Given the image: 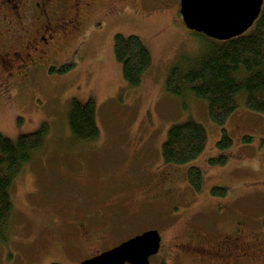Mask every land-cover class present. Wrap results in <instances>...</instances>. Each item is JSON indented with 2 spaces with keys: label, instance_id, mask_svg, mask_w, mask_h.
Segmentation results:
<instances>
[{
  "label": "rangeland",
  "instance_id": "1",
  "mask_svg": "<svg viewBox=\"0 0 264 264\" xmlns=\"http://www.w3.org/2000/svg\"><path fill=\"white\" fill-rule=\"evenodd\" d=\"M115 6L117 11L129 8L120 16L87 17L92 24L81 35L64 22L46 29L43 42L52 46L47 64L17 60L35 52L32 46L16 56L13 66L0 67V133L17 141L47 127L42 148L14 179V210L5 239L0 238V264H80L150 229L158 230L163 241L150 264H223L224 255L204 262L179 254L186 237L195 245L202 232H213L216 219L206 217L218 207L234 209L224 220L228 228L243 219V227L264 235V114L247 109L241 93L237 112L220 126L210 119L207 101L188 97L184 103L167 90L170 70L190 64L212 40L187 29L180 0L114 1L109 7ZM117 34L138 36L150 51L151 65L138 87L126 82L115 58ZM65 65L69 70L60 72ZM89 100L95 103L100 135L78 142L68 113L74 101L84 105ZM189 121L207 132L203 152L182 165L166 163L162 148L170 128ZM223 129L232 141L226 149L218 146ZM221 157L224 164L217 161ZM191 167L202 171L199 192L188 181ZM170 174L183 183L151 202L155 185ZM214 187L226 189V195H213ZM116 201L115 218H95L92 239L69 227L74 219L105 208L104 213L111 212L109 205ZM109 223L117 233L103 240L102 228ZM218 228L204 242L222 241L221 220ZM205 249L211 257L218 254Z\"/></svg>",
  "mask_w": 264,
  "mask_h": 264
},
{
  "label": "trees",
  "instance_id": "2",
  "mask_svg": "<svg viewBox=\"0 0 264 264\" xmlns=\"http://www.w3.org/2000/svg\"><path fill=\"white\" fill-rule=\"evenodd\" d=\"M114 54L123 65L126 82L132 87H138L143 74L151 65V54L144 42L135 35L126 38L117 34ZM68 70L69 66L65 65L59 71L64 73ZM166 87L169 92L182 98L184 103L188 97L207 101L210 119L220 126H224L237 112V97L241 93L245 95L244 105L247 109L264 114V5L259 18L246 33L227 41L211 40L201 55L190 64L173 67ZM68 124L76 141L97 139L100 129L94 101L89 100L84 105L74 101L68 113ZM222 132L218 146L226 149L232 141L226 129ZM46 134V125L34 133L20 136L17 141L0 133L1 239H5L13 215L11 188L14 179L42 148ZM206 142L207 132L202 125L194 121L175 125L169 130L162 155L166 163L182 165L197 158L203 152ZM217 161L224 164L226 157ZM187 177L192 188L201 191L202 171L191 167ZM212 194L225 196L226 189L214 187Z\"/></svg>",
  "mask_w": 264,
  "mask_h": 264
},
{
  "label": "flooded vegetation",
  "instance_id": "3",
  "mask_svg": "<svg viewBox=\"0 0 264 264\" xmlns=\"http://www.w3.org/2000/svg\"><path fill=\"white\" fill-rule=\"evenodd\" d=\"M114 1L117 4L123 1L128 2V0H0V67L13 66L16 56L25 54L26 48L32 46L35 48V52L28 55L25 54L23 59L17 60H25L26 63L28 61V64L33 66L47 64L46 58L52 46L48 42H43V33L46 29L52 25L64 22L66 26H70V28L67 26L70 32L81 35L92 24L88 21L87 17L100 16V14L101 16H120L129 8L127 7L117 11L115 6V8L111 9L109 6H114ZM100 20L102 19H98L97 21ZM176 182L179 184L183 183L179 177H174V175L170 174V177H166L162 184H156L153 192L154 197L151 199V202H158L164 195L170 196L177 189ZM117 203L116 201V204L109 205L112 208L111 212L104 213L107 210L105 208L100 214L95 212L83 219H74L72 222L74 224H70L69 227L73 226V229L80 236H86L88 239H92L91 229H96V224L94 223L95 218L103 217L110 220L115 218L116 210L114 209L118 208ZM233 211L234 209L230 210L228 207L225 209L218 207L214 212L212 211L206 219L211 217L216 219L213 232H202L201 235L203 237L199 239V236L195 245L186 237L183 242L179 243V250L181 251L179 254L184 256L186 260L194 255L203 258L204 262L207 258L210 261H219L220 256L224 255L227 259L223 264H242L240 261L245 262V264H264V235L262 232L250 231L245 226L243 227V219L238 223L234 222L229 228L227 224L225 226V218ZM113 212L114 214L112 215ZM171 215L177 218L181 217L176 216L174 213H171ZM201 215H205V212ZM220 220L224 228H226L225 232L219 234L223 240L215 242L210 246L207 242H204L203 238L210 239L214 237V233L216 234L219 230ZM114 233H117V231L109 223L106 228H102L101 238H104L103 240L108 237L112 238ZM142 233L132 235L122 242ZM122 242H119V244ZM119 244L99 254L113 249ZM162 247L163 241L159 254ZM205 247L208 249L212 248L218 254L211 257L209 254H206ZM99 254L86 257L85 259Z\"/></svg>",
  "mask_w": 264,
  "mask_h": 264
},
{
  "label": "water",
  "instance_id": "4",
  "mask_svg": "<svg viewBox=\"0 0 264 264\" xmlns=\"http://www.w3.org/2000/svg\"><path fill=\"white\" fill-rule=\"evenodd\" d=\"M264 0H181L180 15L187 29L227 41L253 27ZM158 230L147 231L81 264H150L161 247Z\"/></svg>",
  "mask_w": 264,
  "mask_h": 264
}]
</instances>
